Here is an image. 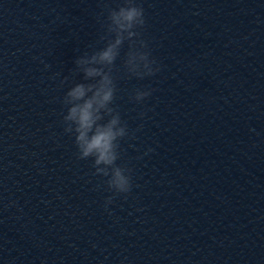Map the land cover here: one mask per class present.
<instances>
[{"label": "water", "instance_id": "water-1", "mask_svg": "<svg viewBox=\"0 0 264 264\" xmlns=\"http://www.w3.org/2000/svg\"><path fill=\"white\" fill-rule=\"evenodd\" d=\"M120 3L0 0V251L12 264H264V0H139L161 71L129 78L127 42L116 61L133 187L114 195L78 158L62 100Z\"/></svg>", "mask_w": 264, "mask_h": 264}, {"label": "clouds", "instance_id": "clouds-1", "mask_svg": "<svg viewBox=\"0 0 264 264\" xmlns=\"http://www.w3.org/2000/svg\"><path fill=\"white\" fill-rule=\"evenodd\" d=\"M105 7L106 17L98 18L102 31L97 43L103 46L90 44L91 51L85 50L75 59L74 72L83 76L80 81L72 83L63 97L62 103L67 109L63 122L65 133L75 138L78 158H93L94 174L107 178L108 190L118 195L132 191L133 178L132 169L118 163L121 140L130 135V130L114 106L118 90L116 61L127 42L123 71L129 78L143 80L153 77L161 71V66L153 56L149 42L143 38L147 19L139 0H122L118 7ZM68 79L65 76L61 83ZM153 91L150 87L135 88L131 98L141 103ZM144 115L146 113H141ZM152 151L155 149L149 147L144 154ZM112 202L113 197H107L105 207Z\"/></svg>", "mask_w": 264, "mask_h": 264}]
</instances>
